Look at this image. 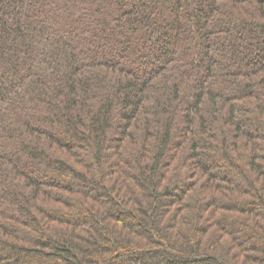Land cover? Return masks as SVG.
Wrapping results in <instances>:
<instances>
[{
    "label": "trees",
    "instance_id": "trees-1",
    "mask_svg": "<svg viewBox=\"0 0 264 264\" xmlns=\"http://www.w3.org/2000/svg\"><path fill=\"white\" fill-rule=\"evenodd\" d=\"M0 264H264V0H0Z\"/></svg>",
    "mask_w": 264,
    "mask_h": 264
}]
</instances>
